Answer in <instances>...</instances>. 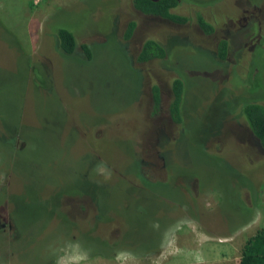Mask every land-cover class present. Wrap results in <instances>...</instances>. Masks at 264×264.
<instances>
[{
  "label": "rangeland",
  "instance_id": "1",
  "mask_svg": "<svg viewBox=\"0 0 264 264\" xmlns=\"http://www.w3.org/2000/svg\"><path fill=\"white\" fill-rule=\"evenodd\" d=\"M174 12L187 22L131 0H0V264H236L264 228V156L237 112L264 106V0ZM147 39L164 60L137 62Z\"/></svg>",
  "mask_w": 264,
  "mask_h": 264
},
{
  "label": "trees",
  "instance_id": "2",
  "mask_svg": "<svg viewBox=\"0 0 264 264\" xmlns=\"http://www.w3.org/2000/svg\"><path fill=\"white\" fill-rule=\"evenodd\" d=\"M131 5L136 11L152 17H157L161 20L182 25L187 22V18L172 12L178 6V0H131ZM196 24L199 29L208 34L212 31L210 24L205 22L200 16H195ZM132 26L128 28V33L131 31ZM53 37V46L55 49L65 57L70 56L75 48V39L71 32L65 29H58ZM84 55L89 59L88 50L85 46ZM226 42L220 40L217 43L215 55L218 60H224L226 57ZM167 56L166 48L159 42L147 39L140 45L137 53V62L143 63L148 61H162ZM183 81L180 78L172 79L170 83L171 100L168 104V115L170 119L178 123L181 116V101L183 94ZM153 98L157 100V90L153 87ZM239 116L242 118L247 131L251 134L253 139L258 144L259 149L263 152L264 156V106L257 101L248 100L239 104L237 108ZM252 152V151H251ZM140 177V176H139ZM143 179V178H142ZM70 196V195H69ZM59 197V198H58ZM63 196H56L52 202L56 208L62 206L60 198ZM9 219L14 223L13 215L8 213ZM73 219V218H68ZM109 244L106 241L103 246ZM236 264H264V228H260L249 237L240 250V255Z\"/></svg>",
  "mask_w": 264,
  "mask_h": 264
},
{
  "label": "flooded vegetation",
  "instance_id": "3",
  "mask_svg": "<svg viewBox=\"0 0 264 264\" xmlns=\"http://www.w3.org/2000/svg\"><path fill=\"white\" fill-rule=\"evenodd\" d=\"M175 9V8H174ZM174 9L172 10V12L173 13H175L174 12ZM140 13V12H139ZM140 14H142V13H140ZM175 14H177V13H175ZM142 15H144V14H142ZM146 17H151V18H156V19H159V18H157V17H152V16H147V15H145ZM177 25V24H176ZM217 42H219V40L217 41ZM142 44V43H141ZM140 44V45H141ZM139 48H140V46H139ZM138 51H139V49H138ZM172 81V80H171ZM247 135H243V137L246 139V144H248V146L250 147V149H253L254 150V152L253 153H258V154H263V152L259 149V147H258V144H257V142L255 141V139H253V137L251 136V134L247 131ZM240 136L242 137V135L240 134ZM251 152V151H250ZM252 153V152H251ZM252 153V154H253Z\"/></svg>",
  "mask_w": 264,
  "mask_h": 264
}]
</instances>
